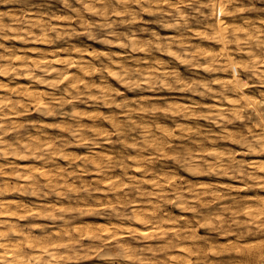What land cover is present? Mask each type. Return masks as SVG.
<instances>
[{
	"label": "clouds",
	"instance_id": "9594fccd",
	"mask_svg": "<svg viewBox=\"0 0 264 264\" xmlns=\"http://www.w3.org/2000/svg\"><path fill=\"white\" fill-rule=\"evenodd\" d=\"M0 5V156L38 162L0 165V185L27 168L0 197L56 199L50 224L0 220V264H264V0Z\"/></svg>",
	"mask_w": 264,
	"mask_h": 264
},
{
	"label": "bare ground",
	"instance_id": "6f19581e",
	"mask_svg": "<svg viewBox=\"0 0 264 264\" xmlns=\"http://www.w3.org/2000/svg\"><path fill=\"white\" fill-rule=\"evenodd\" d=\"M8 9L9 8H7L6 10L1 9L0 11H7ZM11 9L13 10L14 13H18L19 12V9L18 8L11 7ZM75 40L77 41V39H75ZM80 44H82V43H80ZM32 45H34V46H32ZM207 45H210V44H207L206 43V46ZM28 46L29 47H34V48H39L41 50V52L45 54V57H41L37 53H29V55L32 57V59L35 60V59H42V58L52 59L53 58L52 54L55 53V52H57V50H58V48H59L60 45L59 44H49V43H45V42H38V43H33L31 45H28ZM100 47H103V46H100ZM94 48H96V47H94ZM209 48H218V46L217 45H212V46L210 45ZM104 49H103V51H104ZM92 51H97V50L96 49H92ZM118 51H123V50L122 49H119ZM59 55H60L61 58H63L65 54L63 52H60ZM140 55H141V53H140ZM60 66L61 65H59V64H54L53 65V67H60ZM71 71L76 72L77 70L75 68H73V69H71ZM11 79H12L11 77L0 76V81L4 82L6 84H8L11 81ZM29 84H31V81L28 80L25 77V78H18V79H16L15 81L12 82V85L11 86H13V87L16 86V85L27 86ZM35 89H38V90H41V91H47L48 90V89L44 88L41 85H34L33 86V90H35ZM209 104L210 105H216L217 107H227L228 106L226 103L221 104V103H219V102H217L215 100H212V102L209 103ZM204 110L205 111H216V108H210V109L209 108H206ZM29 115L30 114H28V115H20V116L16 117V120L18 122L26 121L28 118L27 119L26 118L24 119V117L29 116ZM48 123H51V122L48 121ZM5 139L9 140L10 142H14L15 133H11L9 136L5 137ZM69 151H73V150L72 149H69ZM79 151L81 153H83L84 150L83 149H80ZM12 163H14L16 165L28 166V165H33L34 163H38V162L34 161V159H31V158H28V159H20V158H18L17 154H12V155H9L7 157L0 156V165H2V164H12ZM8 171H10V169H8ZM45 171H46V169L39 168V167H37L35 169V173L37 175H39V177L42 180L44 179V172ZM21 172H24L25 173V177H24L23 180L20 181L19 184H16L15 182H12L11 184H8V185H0V187H4L6 190L7 189H15L17 187H21V188L24 187V185L27 183V168L19 169L18 172H17V175H20ZM3 179H10V178L4 177ZM27 198H28V196L26 197L25 195H19V194H16L14 192L13 193H10L8 195H5L3 197H0V200H3L6 203H8L9 208L12 210V214L7 215V216H0V220H7L11 224H15V225H18L20 227H23L22 224H21V222L27 221L29 219H35L36 218V219H43V220L47 221L48 219H46L44 217L43 213H44V211L46 209H50L51 206L56 203L55 197L49 198V200L47 202L40 201L37 197H31L32 200H29ZM61 203H63V201H61ZM17 209L19 210V214H16V210ZM28 212L32 213V215H26ZM90 218L91 217H85L84 218V221H82V222H79L78 221L77 223L80 224V226L87 227L89 229L90 228H93V227H96V228H104V225L103 224H101V223H95L94 224L93 223V218H91V219ZM29 221H31V220H29ZM45 221H44V223H45ZM35 223H36V221H35ZM46 223L47 224H50V223H52V221H49L48 220ZM56 223L57 224H60L62 222L56 221ZM30 224H32V223H30ZM25 225H28V222L25 223ZM104 230L107 231L106 228ZM33 235L39 237V236L42 235V233H40V234L38 233L37 234V233H35L33 231ZM56 243H57V241L55 239H53L52 240V245H55Z\"/></svg>",
	"mask_w": 264,
	"mask_h": 264
},
{
	"label": "rangeland",
	"instance_id": "374dc122",
	"mask_svg": "<svg viewBox=\"0 0 264 264\" xmlns=\"http://www.w3.org/2000/svg\"><path fill=\"white\" fill-rule=\"evenodd\" d=\"M6 6V7H5ZM11 7H15V8H17L16 6H14V5H0V10L1 9H4V10H6L7 8H11ZM94 19H98L97 17H93ZM147 18V17H146ZM137 27H139V26H137ZM143 34H141V37L143 38V36H142ZM75 39H77V41L78 42H80V43H82V44H86V43H89V42H87L86 41V39H85V37H83V36H81V37H76ZM79 39V40H78ZM83 39V40H82ZM204 44H205V46H206V43L208 44V42H203ZM211 45V44H210ZM210 45H207V47H210ZM32 46H34V45H32ZM99 46V47H98ZM100 46H102V45H96L95 47L96 48H93V49H96V50H103L104 48V51H107L109 48H107L106 46H103V47H100ZM212 46V45H211ZM112 49V50H111ZM111 49H109V50H111V51H118L119 49L118 48H116V47H113V48H111ZM115 49V50H114ZM140 55V54H139ZM141 55H143L142 53H141ZM249 91L251 92H255L256 90H255V88H252V89H249ZM212 102V100H210V101H208V103H211ZM205 111V110H204ZM32 119H35V116L34 115H32V114H30L29 116H26V117H24V119L26 118H28L27 120H31V118ZM48 121H50L51 123H55L52 119H49ZM201 122H203V121H201ZM230 126V128L231 127H233V126H231V125H229ZM27 197V196H26ZM27 199H29V200H32V198L31 197H29L28 196V198ZM92 218V217H91ZM90 218V219H91ZM29 220H31V221H29ZM29 220H27V221H23V222H21V224H22V226L24 227V226H27V225H25V223H27L28 222V225L30 224V223H34V224H47L46 222L48 221H45V220H43V219H29ZM33 221V222H32ZM35 221H36V223H35ZM44 221H45V223H44ZM24 224V225H23ZM34 232L35 233H41L38 229L37 230H34ZM222 261H224V264H227V260L225 259V257L224 256H222L221 258H220ZM226 261V262H225ZM87 262V263H86ZM86 262H83V264H92L93 262L92 261H86Z\"/></svg>",
	"mask_w": 264,
	"mask_h": 264
}]
</instances>
